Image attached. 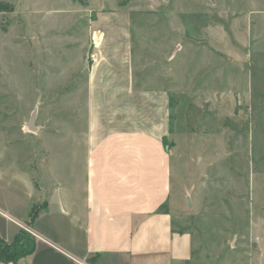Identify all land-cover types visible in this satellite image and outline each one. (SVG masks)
<instances>
[{
    "label": "rangeland",
    "instance_id": "1",
    "mask_svg": "<svg viewBox=\"0 0 264 264\" xmlns=\"http://www.w3.org/2000/svg\"><path fill=\"white\" fill-rule=\"evenodd\" d=\"M119 8L131 13L139 81L171 92L166 207L219 258L264 264V0H0L9 138L53 147L60 155L51 159L66 164L67 132L81 124L71 118L84 95L73 76L88 70L90 24L98 10ZM35 110L38 123L49 120L24 135Z\"/></svg>",
    "mask_w": 264,
    "mask_h": 264
},
{
    "label": "crops",
    "instance_id": "2",
    "mask_svg": "<svg viewBox=\"0 0 264 264\" xmlns=\"http://www.w3.org/2000/svg\"><path fill=\"white\" fill-rule=\"evenodd\" d=\"M132 31L126 8L100 9L90 24L88 70L73 76L84 95L71 118L81 124L67 132L66 164L51 159L60 155L53 147L9 138L0 119V243L30 250L0 264H78L73 257L89 264H234L166 207L171 92L139 81ZM38 119L34 132L21 127L24 135L43 131L49 119Z\"/></svg>",
    "mask_w": 264,
    "mask_h": 264
},
{
    "label": "trees",
    "instance_id": "3",
    "mask_svg": "<svg viewBox=\"0 0 264 264\" xmlns=\"http://www.w3.org/2000/svg\"><path fill=\"white\" fill-rule=\"evenodd\" d=\"M2 10V9H0ZM38 209H34L32 212V217H36L38 214ZM28 233V232H27ZM30 250L24 248H19L17 245L0 243V262H11L16 261L21 254H25Z\"/></svg>",
    "mask_w": 264,
    "mask_h": 264
},
{
    "label": "built area",
    "instance_id": "4",
    "mask_svg": "<svg viewBox=\"0 0 264 264\" xmlns=\"http://www.w3.org/2000/svg\"><path fill=\"white\" fill-rule=\"evenodd\" d=\"M17 223L26 231L28 232L29 234L33 235L36 239L38 240H44V238L38 233L36 232L35 230H33L32 228H30L28 225H25L21 222H18ZM73 259L78 263V264H89L86 260H82V259H79V258H76V257H73Z\"/></svg>",
    "mask_w": 264,
    "mask_h": 264
},
{
    "label": "water",
    "instance_id": "5",
    "mask_svg": "<svg viewBox=\"0 0 264 264\" xmlns=\"http://www.w3.org/2000/svg\"><path fill=\"white\" fill-rule=\"evenodd\" d=\"M36 118H37V111L35 110V111H33V113H32V115H31V118H30V120L27 122V128L30 130V131H32V132H34V131H36L37 130V128L35 127V125H34V123H35V121H36Z\"/></svg>",
    "mask_w": 264,
    "mask_h": 264
}]
</instances>
